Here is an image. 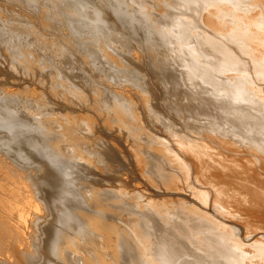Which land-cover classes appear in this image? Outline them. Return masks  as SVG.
Returning <instances> with one entry per match:
<instances>
[{
	"label": "bare ground",
	"instance_id": "1",
	"mask_svg": "<svg viewBox=\"0 0 264 264\" xmlns=\"http://www.w3.org/2000/svg\"><path fill=\"white\" fill-rule=\"evenodd\" d=\"M70 2L72 7L71 11L66 9L70 11L66 21L74 29L73 32L75 31V40L63 42L66 45L55 40L59 44H56L54 48L47 47L49 55L45 56L50 61L57 57L59 60L54 61L55 64L53 63L56 66L59 65L58 63H63L60 54L63 55V59L64 56L67 58L64 64L65 68L68 66L75 71L74 75L68 73V77L65 75L67 80L64 77L67 82L68 80L69 82L72 81L73 86L70 84L69 88L71 86L73 88H70V92L77 89V82L72 79L89 75L87 80L90 87H93L90 92L93 94L97 105L93 106L96 107L94 110L84 111L80 109V113H78L77 110L66 109L65 97L63 98L65 101H63V105L66 107L62 109L56 107L53 94H43L41 101L51 99L52 106L61 111L63 117L59 118V115L53 116L52 114V119L47 123L51 129L57 130L58 137L63 139L67 133H70V129H75L73 142L81 154H86L85 151H91L90 147L82 146L83 142L90 143L91 141L95 152L91 151L90 162L88 158L89 163L86 162L85 164L84 160H87L84 158L85 156L81 163L79 161L81 154L75 153V158L69 156L68 154H71L72 151L67 154L68 150L62 144L63 147L58 144L59 149L57 148V150L64 152L63 155L65 154V157L68 158L62 157L56 150L53 151L52 149L55 148L53 143H50L53 146L52 149L51 146H48L49 149H45L43 147L45 144L41 141L43 135L39 134L40 131L38 134L41 139L37 138L36 134L39 128L35 124L33 125L32 121L34 120L28 122L29 120L24 117L23 113V115H19L17 110H13V107L11 108L9 105L10 101L13 100L11 96L14 97L15 93L23 94V88L0 86V208L1 212L4 210L8 213L10 217L8 221H13L14 225L17 226V229L14 228V232H17L18 227L19 229L23 227L22 230L26 229L23 230L24 232L20 230L22 235L25 233L24 237L21 233L15 234L18 236L15 242L18 252L15 259L13 261L7 259V263L40 264L42 261V264H47L49 259L47 257V262H45L46 256L44 257V255L47 251L49 253L50 248L46 250L48 247L46 242H53L54 239V236L51 237L52 235L49 237L50 233L52 234L50 231L52 229L48 231V228H54L53 220L56 218L62 222L63 215L72 214L71 212L66 213L67 210H60L59 205L62 207L65 205L64 203L68 202L66 203L68 207L73 206L75 204L72 199L76 200L81 197V200L82 195L87 199L89 193L83 191L84 189L81 190L85 183L83 185L80 177L82 176L85 182L91 179L88 178V175L91 174V167H97L101 163L104 165V160L108 158L104 159L101 156L102 153L100 154L101 151H105L110 155V159H107L109 163L112 162V159L114 162L119 160V155L123 156L122 159H126L125 166H123L126 168V172L129 166L127 165V155L133 156V160H129V163L132 165L139 182L131 186L122 183L123 188L125 187L126 190L128 188L127 191L123 189L113 191V189L107 191L108 195L106 192V194L104 193L108 197L107 199L110 198V195L112 201L109 200L110 204L104 203L107 204L105 207L107 211L111 213L109 220H104L105 223L101 221L100 217V219L97 218L98 221L93 220L97 222L96 224L100 221L102 225L112 224L114 226L112 233L103 234L98 230L99 238L94 240L95 237L93 238L91 232L90 239L93 238L94 241V243L91 242L92 240L90 241L92 250L83 252L84 259L77 258L75 254H68L67 259L70 264H264V0H132L138 8L136 16L143 20L140 22L142 25L139 21L137 22L136 16L137 19L134 16L130 18V14H127V10L130 9L124 11L125 9H122L124 6L121 8L118 0H70ZM33 13L36 12L33 11ZM2 14L0 13V15ZM17 14L21 16V13ZM35 17L25 18L26 20L29 19L27 21L30 25L37 26L39 29L42 16L40 15L41 21ZM140 26L143 28L141 29ZM86 28H89V31L96 35H104L103 40L99 41L100 46L92 42L87 43L86 36L81 35V33H85L83 31H86ZM143 29L146 32H150L149 29H151L152 35L149 34V37L152 36L153 40L146 39L147 34L144 38L150 42L154 41V45H157L159 50H153L149 46L151 52L148 53L150 50L145 49V41H142L143 44L139 43L138 40L140 39L136 37V32L140 30L142 32ZM70 32L72 33V31ZM141 35L140 37H142ZM64 36L66 35L64 34ZM135 43L142 49H139L140 51L147 52V65H151L156 72L153 75L156 81L153 82L165 87L164 92L171 102L169 106L164 108V104L161 105L155 98L157 92L152 88V85L154 87L155 85L151 81L152 76L149 70L145 74H141L139 67L137 68L135 61L137 54H140L139 58L143 63L144 53L137 52L138 48L135 47ZM18 44L15 43V46ZM123 44L127 45L126 47H129L130 51H123ZM26 46H23L22 49L27 48ZM108 47L121 53L122 56L119 57V61H111L109 56L113 52H109L108 55V50L105 55L110 59L104 58L103 50L105 51ZM10 49L12 51V48ZM31 50L33 49L31 48ZM36 58L35 60H37ZM144 63L146 64V60ZM140 64L139 66H141ZM127 69L134 72L131 78L133 85L130 87L124 85L125 91V89L118 88V72L115 70L125 72ZM93 71L98 73L91 74L90 72ZM69 76H73V78L70 80ZM139 78L144 82H139ZM136 82L141 86L138 87ZM42 83L44 82L42 81ZM38 85L40 84L26 85L27 94L29 96L36 95L39 92ZM69 88L67 87V89ZM26 95L23 94V96ZM70 99L69 101H72ZM32 101L34 100L32 99ZM38 106L39 103L37 108ZM30 110H35V107ZM36 113L34 115H38ZM25 114L27 115L26 112ZM46 117L40 118V120H44ZM76 117L83 118L82 124L79 122L76 124H80L79 127H87L88 132L97 123L101 127L100 130H104V125H106L105 129L114 125L115 130L118 131V136L121 137L118 139L117 135L114 137L111 134L100 133L99 140H95L93 136V139H90L81 132L78 125L72 127L71 122ZM63 120L67 122H64L62 127L58 126L61 129H56V122ZM38 123H36L37 126ZM59 124L61 125V123ZM67 124L72 128H68ZM96 128L92 129L93 135H95ZM43 129L42 127L41 131ZM64 131L66 132L63 134ZM89 133L91 134V132ZM104 138L107 139L106 149L102 147ZM67 140L61 141L67 142ZM70 147L67 146L71 150ZM75 150H77L76 147ZM75 150L73 151L75 152ZM86 156L88 157V155ZM78 163L79 165L76 167ZM73 168H75V172ZM92 180L94 179L92 178L88 184L86 183L87 186ZM78 182L82 183L79 184L80 188ZM141 186L144 187V191L140 188ZM97 187V189H90L91 195L94 193V199H96H93L94 202L98 199L99 202L103 200L101 198L104 194H100V186ZM102 187L101 183L100 190ZM16 189H19L21 192L18 191L23 194L27 192L28 195L25 193L26 198L31 196L33 199L32 195L35 194L34 197L36 196L39 206L36 207L38 209L36 210L34 208L35 203L33 204L34 207L32 205L33 212L30 211L31 213H29L31 217L29 215L28 217L24 216L29 212L28 208L30 210L31 206L26 207V210L22 203H20L21 206L17 205L18 202L16 203L17 206L14 203L11 204L14 205V208H22L23 205V208L28 211L25 212L24 210L25 213L20 210L19 213L10 211L12 206L11 209L7 207L9 204L6 206L5 200H9ZM96 190L98 191L96 192ZM18 191H16L17 195ZM92 191L94 192L92 193ZM55 193L57 195L58 193L63 194V196L58 195V198ZM16 194L12 197L16 198ZM66 195L70 199L72 198L70 206V199L65 200ZM98 195H101V198ZM106 196H104L105 202L108 201ZM24 201L26 200L24 199L22 202ZM90 201L92 200L90 199ZM54 202H56V207ZM57 202L60 203L58 206ZM76 202L79 204V200ZM94 202H91V205ZM99 202L96 203L101 206L102 204ZM26 203L28 205V201ZM82 203L85 204L84 201ZM104 204L100 207L101 209ZM81 206L83 207V205ZM77 207H74L75 210ZM85 208L90 209V207ZM16 209L18 210V208ZM77 210L81 213L83 208ZM77 210L73 219L80 215ZM92 213L94 214V212ZM92 213L90 214L94 218ZM16 216L17 219H15ZM20 216L23 218L21 219ZM53 216H56L55 219ZM65 217L68 219V216ZM68 220L64 223L70 222V226L73 221L71 218ZM82 220L84 222L81 221V223H86L89 219H86V222L85 219ZM78 221L80 222V219ZM89 221L87 225L92 222ZM50 223L53 224L52 227L49 226L52 225ZM83 223L80 225L74 221L73 224L74 226L79 224L81 227L85 226ZM80 227H69L67 228L69 230L66 231V228L64 230L68 232L70 229H75L76 232ZM94 227L99 228L96 225ZM83 229L82 232L77 231L76 235L79 236L78 233L80 232L85 233V229ZM91 229L90 231H92ZM62 230L60 229L62 235L65 236L66 233ZM55 231L54 235L57 234ZM71 232H68L67 235H71L69 234ZM61 233L57 235H60L59 237L62 239ZM89 233L85 234L89 235ZM88 235L87 237H89ZM83 236V240L87 239L86 235ZM50 238L52 240H49ZM65 238L68 237L65 236ZM14 239L16 238L14 237ZM68 240L67 243L74 241ZM87 240L89 241V239ZM56 241L55 243H58L60 240ZM79 241H74L77 250L79 249L77 246ZM84 242L88 244L86 241ZM67 243L65 242L66 245ZM74 243H69V246L71 247V244L74 245ZM12 244L14 243L12 242ZM50 244L48 245L51 246ZM54 244L52 246L55 247ZM83 247L81 246V248ZM59 248L63 249V244L57 249ZM54 250L53 252H55ZM1 251L5 250L1 249ZM16 251L13 253L15 254ZM58 251L59 253L56 251L58 255L63 254L60 252L62 250L59 249ZM50 256L56 259L55 263L57 258L61 257L60 255V257L55 256V253ZM60 260H58L60 264H63V259L60 258ZM6 261L4 260L3 263ZM59 262L57 263L59 264ZM51 264L53 263L51 262Z\"/></svg>",
	"mask_w": 264,
	"mask_h": 264
},
{
	"label": "rangeland",
	"instance_id": "2",
	"mask_svg": "<svg viewBox=\"0 0 264 264\" xmlns=\"http://www.w3.org/2000/svg\"><path fill=\"white\" fill-rule=\"evenodd\" d=\"M42 1V2H41ZM50 1V2H49ZM119 1V3H120V5H121V8L124 6V8H122V9H125L124 11H126V9H130L132 12L134 11V8H135V13L133 12H131L130 10H127V14L130 16V18H133V16L135 17L136 16V12H137V5L135 4V3H133L132 2V0H118ZM125 2V3H123V2ZM130 1V2H129ZM128 4H127V3ZM152 2V1H151ZM131 3V4H130ZM124 4H127L126 6L124 5ZM135 6H134V5ZM70 5H72L71 4V2H70V0H48V2H47V0H0V13L2 14V15H0V82L2 83V85H1V83H0V86H5V87H13V88H17V87H22L23 89V94H27V92H26V89H25V86L26 85H36V84H40V85H38L39 86V92L36 94L37 95V97H35L36 95H34V96H29V94H27L26 96H23V94L22 93H15V95H14V97L13 96H11V98H13V100L12 101H10V103H9V105H10V107L12 108L13 107V110H17L16 112L19 114V115H25L24 117L26 118V119H28L27 121L28 122H31L32 120H34V121H32V123H33V125L35 124L36 125V127L37 128H41L40 130L38 129V132H37V138H39V139H41V136L43 135V140L41 139V141H43V144H45V146H43V144H42V146L45 148V149H49V147L51 146V144L50 143H53V146L55 147L54 149H52L53 148V146H51V149L53 150V151H57V153H59V154H61L62 155V157H65V154L63 155V153L62 152H60V151H58L57 150V148L59 149V145L58 144H62L63 146H65V148L68 150L67 151V154H68V152H70V151H72L71 152V154L69 153L68 155L69 156H72L73 158H75V153H77V154H81V152H80V150H78V147L77 146H75L74 145V142H73V140H74V137H75V133H74V131H75V129L74 130H72V129H70V133H67L66 134V136L63 138V139H61L62 137H58L57 135V130L56 131H54L53 129H51V127L50 126H48V122H50V120L52 119V117L54 116V115H56V116H58L59 118H61V117H63V116H61L62 114H61V111H59L57 108H55V107H53L52 106V100L51 99H48V100H44V101H41L42 100V98H43V94H46V93H50V94H53L54 95V99H55V102H56V107H59V108H64V107H66L67 106V110L68 109H71V110H77V111H79L80 109H83L84 111H89V110H94L96 107H93V106H96L97 104L95 103V101H94V98H93V94H91V89L93 88V87H90V85H89V83H88V78H89V75H86L85 77H81V78H75V79H72V80H74L75 82H77L76 83V90H79V91H76V90H74V92L72 91V92H70L71 91V87L73 86V84H72V81L71 82H69V80H68V82L66 81L67 80V77H68V75H67V73L69 74V75H74L75 73V71H73V69L71 68V67H68L67 66V68H65V62H66V60H67V58L64 56V59H63V55H61L60 54V56L62 57V61H63V63L61 64V63H58L59 65H54L55 63H54V61L56 62V61H58L59 59L56 57V58H53V60L51 59V61L48 59L47 60V58H46V56L45 55H49L48 53V48L49 47H56V44H59L60 42H62L61 44L63 45L64 43L63 42H65V41H69V42H73L74 40H75V31L73 32V28L71 27V25L68 23V21H66L67 20V17H68V15H69V13L68 12H70L71 11V7L72 6H70ZM128 6H130V7H128ZM21 8V9H20ZM70 8V9H69ZM132 8V9H131ZM31 9V10H30ZM70 10V11H67V10ZM34 12H36V13H33V11ZM66 10V11H65ZM4 11V12H3ZM21 11V12H20ZM26 11V12H25ZM129 11V12H128ZM30 14H29V13ZM17 13H21V16H20V14H17ZM28 13V14H27ZM64 13H66L67 15H65ZM17 14V15H16ZM27 14V15H26ZM33 14H34V16H36L35 18H37L38 17V20L39 21H41L40 19H41V17H40V15L42 16V22L39 24V29H37V26L35 27V26H32V25H30V23L27 21V20H29L28 18H30V16L31 17H34L33 16ZM134 14V15H133ZM14 15V16H13ZM132 15V16H131ZM66 18H65V17ZM25 17H28L27 18V20H26V18ZM137 17V16H136ZM135 17V19H137ZM25 18V19H24ZM63 18H65L64 20H63ZM139 19V20H138ZM137 19V22L139 21V23L141 22V18H138ZM19 21V22H18ZM143 21V20H142ZM15 23V24H14ZM68 23V24H67ZM141 24V23H140ZM41 25V26H40ZM142 25V24H141ZM66 26H68V27H66ZM140 28L142 29L143 27H141L140 26ZM3 29V30H2ZM37 29V30H36ZM39 30V31H38ZM67 30H69V31H67ZM86 31H83V33L84 34H82L81 33V35H84V36H86V40H87V43H90V42H92V43H95L97 46H100L101 44H100V42L99 41H102L103 40V38H104V35L103 34H100V35H96V34H94V32H90L89 31V28L87 29H85ZM150 30V32H151V29H149ZM149 30H147V31H149ZM70 31H72V33L70 32ZM4 32V33H3ZM70 32V33H69ZM146 30L144 31V29H143V31L141 32V30L140 31H138V32H136L137 33V35H136V37L138 38V39H140V40H138L139 41V43L140 44H143V42H144V44H145V49L147 50V48H148V50H150V51H148V53H150L151 52V48H153V50H159L160 48H158V47H156L154 44H155V42L153 41V42H150V41H148L149 40V38H150V40L153 38L152 36V38L151 37H149L150 35H152V33H150V32H146ZM63 33V34H62ZM138 33H140V35L143 33V35H141L142 37H140V35H138ZM145 33V34H144ZM54 34V35H53ZM64 34L66 35V36H64ZM146 34H147V36H146ZM150 34V35H149ZM153 35H154V33H153ZM57 36H59V37H57ZM63 37V39H64V41H63V39H62V37ZM146 36V37H145ZM53 37V38H52ZM64 37H66V38H64ZM81 37H83V36H81ZM147 39L148 38V40H146L145 38ZM55 38V39H54ZM61 38V39H60ZM68 38V39H67ZM74 39V40H73ZM57 42H59V43H57ZM153 40V39H152ZM151 40V41H152ZM8 41H11V42H9L8 43ZM23 41V42H22ZM29 41V42H28ZM143 41V42H142ZM25 42V43H24ZM26 42H28V43H26ZM12 43H13V45H12ZM15 43L17 44V43H19L18 45L20 46H18V45H16L18 48H19V50H18V48L15 46ZM22 43H24L23 45H22ZM30 43V45H28ZM149 43V44H148ZM11 46H14V47H11ZM33 44V45H32ZM151 44V45H150ZM154 46H153V45ZM22 45V46H21ZM25 45H27L26 47L27 48H24V49H22L23 48V46L25 47ZM64 45H66V44H64ZM124 45V44H123ZM122 45V50L123 51H130V48L129 47H126L125 45L123 46ZM148 47H147V46ZM10 46V47H9ZM36 46V47H35ZM144 46V45H143ZM151 48H150V47ZM7 47H8V51H7ZM29 47H30V49H29ZM48 47V48H47ZM135 47L136 48H138L137 49V52L138 53H140V52H143V51H140V50H142L141 48H140V46L137 44V43H135ZM10 48H12V51H11V49ZM14 48V49H13ZM31 48L34 50V52L35 51H37V52H33V50H31ZM38 49V50H35V49ZM41 48V49H40ZM79 48V47H78ZM150 48V49H149ZM23 50V51H21V50ZM26 49V50H25ZM46 49V50H45ZM112 49V50H111ZM113 49L114 48H111V47H108L105 51L103 50V52L104 53H102V55L104 56V58L106 59V60H109L110 58V60L112 61V60H117V61H119V57L120 56H122L121 55V53L118 51V50H115L114 49V51H113ZM140 49V50H139ZM9 50H10V52H9ZM15 52H14V51ZM41 50V51H40ZM43 50V51H42ZM79 50H81V49H79ZM107 50H108V52H107ZM121 50V51H122ZM139 50V51H138ZM21 51V52H20ZM25 51V52H24ZM39 51V52H38ZM72 51V50H71ZM113 53H112V52ZM13 52V54H10V53H12ZM32 52V53H31ZM41 52V53H40ZM44 52V53H43ZM106 52H107V54L109 53V52H111L112 54V56L110 55L109 57L108 56H106L105 54H106ZM9 53V54H8ZM15 53V54H14ZM34 53V54H33ZM45 53H47V54H45ZM144 53V61H143V63H142V61H141V59L139 58L140 57V54H137V60L135 59V61L137 62V68L139 67V69H140V73L141 74H145L146 73V71L147 70H149V72H150V75L152 76V82L153 81H156V80H154L155 78H153V75H154V73H156L155 71H154V69L151 67V65H147V56H146V53L147 52H143ZM23 56H22V55ZM30 54V55H29ZM36 54V55H35ZM53 54V53H52ZM110 54V53H109ZM108 54V55H109ZM118 55V56H115V55ZM17 55V57H15ZM41 55V56H40ZM23 58H22V57ZM31 56V57H30ZM44 56V60L42 59V57ZM115 56V57H114ZM5 57V58H4ZM36 57H38V58H36ZM108 57V58H107ZM17 58V59H16ZM34 58V59H33ZM35 58L37 59V60H35ZM40 58V59H39ZM113 58V59H112ZM138 58H139V61H138ZM31 59V60H30ZM11 60V61H10ZM24 60V61H23ZM29 60V61H28ZM35 60V61H34ZM46 60V61H45ZM145 60H146V64L144 63L145 62ZM46 62V63H45ZM50 62V63H49ZM51 62H52V65H51ZM34 63V64H33ZM48 63V64H47ZM54 63V64H53ZM140 63H142V64H140ZM27 64V65H26ZM38 64V65H37ZM82 64V63H81ZM139 64L141 65V66H139ZM40 65V66H39ZM51 65V66H50ZM64 65V66H63ZM147 65V66H146ZM62 66V68H60ZM14 67V68H13ZM32 67H33V69H32ZM39 67V68H38ZM141 67V68H140ZM143 67V68H142ZM144 67H147V68H144ZM66 70H68V71H66ZM71 68V69H70ZM149 68V69H148ZM13 69V70H12ZM15 69V70H14ZM63 69V70H62ZM145 69V70H144ZM20 70V71H19ZM141 70H143V71H141ZM25 71V72H24ZM56 72V73H55ZM73 72V73H72ZM115 72H118L117 73V83H118V85H119V87L118 88H120V89H122V90H124L126 87H130V86H132L133 85V79H131L132 78V74L134 73L133 71H131V70H126L125 72L124 71H117V70H115ZM52 73V74H51ZM62 73V74H61ZM91 74L93 73V74H95V73H98V72H96V71H93V72H90ZM22 74V75H21ZM24 75V76H23ZM55 75V76H54ZM65 75H67V77L65 76ZM104 75H106L105 73H104ZM40 79H39V78ZM64 77H65V79L66 80H64ZM71 78H73V76L72 77H70L69 76V79L71 80ZM41 79H43L42 81L44 82V83H42V81H41ZM100 79V78H99ZM9 80V81H8ZM50 81V82H49ZM57 81V82H56ZM65 81V82H64ZM73 81V82H74ZM143 80H140V78H139V82H141V83H143L142 82ZM7 82V83H6ZM11 82V83H10ZM24 82V83H23ZM58 82H59V84H58ZM4 83V84H3ZM63 83V84H62ZM154 83V82H153ZM26 84V85H25ZM44 84V85H43ZM54 84V85H53ZM70 84L72 85L70 88H69V86H70ZM135 84H138V87H140L141 85L139 84V83H135ZM7 85V86H6ZM43 85V86H42ZM66 85V86H65ZM121 85V86H120ZM126 87H125V86ZM154 85H155V87L152 85V88L153 89H155L156 90V92H157V95H156V97L155 98H157V100H158V102L159 103H161V105H163L164 104V108L166 107V106H169V104L171 103L170 101H169V98L168 97H166V94H165V87H163V86H161V85H159V84H157L156 82L154 83ZM17 86V87H16ZM48 86V87H47ZM54 88H53V87ZM137 86V85H136ZM67 87L69 88V89H67ZM123 87V88H122ZM134 87V86H133ZM132 87V88H133ZM42 88V89H41ZM48 88V89H47ZM51 90H50V89ZM53 88V89H52ZM56 88V89H55ZM73 88V87H72ZM46 89V90H45ZM54 89L55 90H57V94H56V91H54ZM45 90V91H44ZM69 90V91H68ZM76 91V92H75ZM125 91H126V89H125ZM163 91V92H162ZM43 92V93H42ZM90 92V93H89ZM41 93V94H40ZM55 93V94H54ZM60 93V94H59ZM22 94V95H21ZM60 95V98H64L65 97V99H66V102L64 101V99L62 100V99H60V98H58V96ZM61 95H62V97H61ZM41 96H42V98H41ZM83 96H84V98H83ZM90 96V97H89ZM57 97V98H56ZM34 100V101H32V99ZM37 98V100H35ZM39 98V99H38ZM71 98V99H70ZM29 99V100H28ZM31 99V100H30ZM68 99V100H67ZM69 99L70 100H72V101H69ZM20 100V101H19ZM60 100V101H59ZM93 100V101H92ZM32 102V103H30V102ZM35 101H38V102H35ZM48 101V102H47ZM50 101V102H49ZM66 103V104H64V102ZM68 101V102H67ZM16 102V103H15ZM34 102V103H33ZM27 103V104H26ZM38 103H39V106H38V108H37V105H38ZM49 104V105H47V104ZM58 103V104H57ZM36 105V106H33V105ZM41 104V105H40ZM51 104V105H50ZM66 105V106H64V105ZM31 107H29V106ZM59 105H61V106H59ZM71 107H70V106ZM28 106V107H27ZM46 108H44V107ZM47 106H48V108H47ZM73 106V107H72ZM15 107V108H14ZM23 107V108H22ZM26 107H27V109H26ZM34 107H35V110H30V109H34ZM39 107H42V108H39ZM36 109H38L37 111V113L35 112L36 111ZM39 109H41V110H39ZM44 109V110H43ZM50 111V113H49V111ZM22 110V111H21ZM42 110H43V113H42ZM52 110V111H51ZM27 113V115H29L28 117H27V115L25 114V112ZM31 111H33V112H31ZM41 111V112H40ZM70 111V110H69ZM20 112V113H19ZM29 112V113H28ZM45 112V113H44ZM53 112V113H52ZM58 112H60V113H58ZM23 113V114H22ZM31 113H33V114H31ZM38 114V115H34V114ZM41 113V114H40ZM48 113V114H47ZM78 113H80V111L78 112ZM40 114V115H39ZM42 114H44V116H42ZM52 114H53V116H52ZM39 116V117H38ZM47 116V117H46ZM51 116V117H50ZM44 117H46V119H44V120H40V118L42 119V118H44ZM30 118V119H29ZM35 118H36V120H35ZM39 118V119H38ZM25 119V120H26ZM75 119V120H74ZM77 119V120H76ZM39 120V121H38ZM46 120V121H45ZM40 121H42V122H40ZM73 122H71V125H72V127L75 125V127H77L76 125H78V123L76 124V122H79V123H81V122H83V118H81V117H76V118H73V120H72ZM39 122V123H38ZM44 122H46L45 124L47 125V127L45 128V124H44ZM64 122H67L66 120L64 121H57L56 122V129H61V128H58V126L59 127H62V124L64 125ZM36 123H38V126H37V124ZM42 125H41V124ZM59 123H61V125L59 124ZM82 124V123H81ZM98 124V123H97ZM96 124V126H97V128H96V126H94L96 129H95V135H93L92 134V129L94 128H91V130H89V132H91V134L87 131V127H79V125H78V128L81 130V132L84 134V135H86V136H88L90 139H93V137H94V139L95 140H99V135H101V134H103V133H105V134H111V135H113L114 137H115V135H117L118 136V131L117 130H115L116 128H115V126L114 125H111V126H113L112 128H111V126H108V127H106V129H105V126L106 125H104V130H100L101 129V127L100 126H98ZM44 125V126H43ZM67 126H68V128L70 127V128H72L71 126H69V124H67ZM81 126V125H80ZM42 127L44 128L43 129V131H41L42 130ZM98 127H100V128H98ZM50 128V129H49ZM110 128V129H109ZM110 130V132H109V130ZM112 129V130H111ZM48 130V132H46ZM50 130V131H49ZM108 130V131H107ZM37 131V130H36ZM39 131H40V133H39ZM54 131V132H53ZM102 131V132H101ZM112 131V132H111ZM43 134H42V133ZM49 132H52V133H49ZM66 131H64V132H62L63 134L65 133ZM107 132H109V133H107ZM41 135H39V134ZM48 133H49V135H48ZM87 133V134H86ZM101 133V134H100ZM114 133V134H113ZM52 134V135H51ZM55 134V136H53ZM68 134H69V136H68ZM73 134H74V136H73ZM98 134V135H97ZM47 135V137H45ZM39 136V137H38ZM50 136H52V137H50ZM93 136V137H92ZM45 137V138H44ZM49 137V138H48ZM69 137V138H68ZM121 136L119 135L117 138L119 139ZM48 138V139H47ZM55 138V139H54ZM58 140H57V139ZM52 139V140H51ZM68 139V140H67ZM81 139V138H80ZM83 140H85L84 138H82ZM117 139V140H118ZM44 140H45V142L47 141V143H45L44 142ZM54 140V141H53ZM57 140V141H56ZM61 140H64V141H66L67 140V142H62ZM50 141V142H49ZM58 141H60L59 143H57ZM106 141H107V139L106 138H104V145L102 146L103 147V149H106ZM49 142V143H48ZM57 143V145H56V143ZM72 143V144H71ZM90 143H91V145H90ZM90 143L89 142H87V143H85V142H83V145L82 146H86V148H88V147H90L91 148V151L92 152H95V151H93L94 149H93V143L90 141ZM69 144V145H68ZM87 144V145H86ZM61 145V146H62ZM90 145V146H89ZM49 146V147H48ZM57 146V147H56ZM62 146V147H63ZM67 146L68 147H70V146H72V147H70L71 148V150L69 149V148H67ZM84 146V147H85ZM75 147H76V149L77 150H75ZM65 148H64V151H66L65 150ZM50 149V150H51ZM73 150H75V152L73 151ZM78 151V152H77ZM91 151H85V153L86 154H81L80 155V157H79V161L82 163L83 162V160L82 159H87V160H84V163L86 164V162L87 163H89L90 162V157H91ZM102 153V154H101ZM100 154H101V156H102V158H104V159H106L107 157L110 159V155H108V153L107 152H105V151H101L100 152ZM110 154V153H109ZM86 155H88V157L86 156ZM90 155V156H89ZM85 156V157H84ZM128 156V161H127V165H129L128 167H127V172L125 171V169L126 168H124L123 166H125V163H126V159L125 160H123L122 159V157H121V155H119V160L117 159V161L116 162H114V159H112V162L110 161V163L108 162V158L106 159V160H104V165L101 163V164H99L98 166L97 165H95V166H97V167H91L92 169L90 170L91 171V174H93V175H91V174H89L88 175V178H93L94 180H92L91 181V183L87 186V184L89 183V181L91 180H86L87 182H85L83 179H82V176L80 177L81 178V181H82V183H83V185H84V183H85V185L84 186H82L81 188V190H83V191H85V192H87V193H89L90 195H91V192H90V189L91 190H93L94 188H98L97 186H100L101 187V183H102V189L100 190V187H99V191H101L100 192V194L101 193H107V195H108V192L107 191H110V190H113V191H115V190H125V191H127L128 190V188H127V190H126V188L124 187L123 188V184L122 183H125L124 185H126V184H128V185H135V184H137L139 181H138V178H137V176H136V174L134 173V169L132 168V165L129 163V160H133V156L131 157H129V155H127ZM84 157V158H83ZM65 158H68V157H65ZM88 158H89V162H88ZM106 161V162H105ZM119 162V163H118ZM83 163V164H84ZM106 163V164H105ZM124 163V164H123ZM74 164H76V163H74ZM79 165V163L76 165V167ZM88 165V164H87ZM122 167H121V166ZM130 165H131V168H130ZM101 166V167H100ZM106 166H108V167H106ZM103 167V168H102ZM104 167H106V168H109V169H106V168H104ZM101 169L102 171H100L99 169ZM96 169H98V170H96ZM105 169V170H104ZM73 170H74V172H75V168H73ZM104 170V171H103ZM102 172V173H101ZM132 173V174H131ZM92 177H91V176ZM97 175V177H95ZM100 175V176H99ZM79 178V179H80ZM101 178H103V179H101ZM99 179V180H98ZM134 179H135V182H134ZM104 180V181H103ZM114 180V181H113ZM127 180V181H126ZM132 180V181H131ZM95 181H96V183H95ZM97 181H98V183H97ZM102 181V182H101ZM122 181V182H121ZM101 182V183H100ZM81 182H78L77 184L79 185H81L82 184ZM87 183V184H86ZM93 183H94V185H95V187H93L94 185H93ZM135 183V184H134ZM80 185H79V188H80ZM92 185V186H91ZM105 186V187H104ZM87 187V188H86ZM89 187H91V188H89ZM113 187H115V188H117V189H115V188H113ZM89 188V192L87 191V189ZM93 188V189H92ZM107 189L108 188V190H105V189ZM110 188V189H109ZM121 188V189H120ZM143 191H144V187L143 186H141L140 187ZM19 189H16V191H18ZM105 190V191H104ZM16 191H13V194H12V196H14L15 194H16ZM20 191V190H19ZM18 191V192H19ZM98 190H96V192H97ZM104 191V192H103ZM15 192V193H14ZM17 192V193H18ZM21 192V191H20ZM19 192V193H20ZM24 192V191H23ZM94 191H92V193H93ZM18 193V195L16 196V198L14 197H10V199L9 200H11V201H9V200H5L6 201V206L9 208V209H11L12 208V210H10V211H14V212H16V213H19L20 211H22L23 213H25V212H28V213H26L24 216H27L28 217V215H29V217H31V215L29 214V213H31V212H33V210L31 209V208H33L34 207V205H35V209L36 210H38L37 208V206H39V205H37L38 204V202H37V200H36V196L34 197V193H33V199H31V196L30 197H25V196H27L28 195V193L27 192H25L27 195H25V193L23 194V193H20L19 194ZM105 193V194H106ZM56 195H57V193H55ZM89 194H87V199H86V197H84L83 195H82V197L83 198H85L86 200H88V201H86L85 199H81V200H83L84 201V203H85V201H86V203L85 204H87L86 206H85V204H81V202H83V201H81L80 200V198L81 197H79L78 199H76L77 201L79 200V204H76L77 202H76V200L75 199H72V201H73V203L75 204V205H73L74 207H77L78 205H79V207H77L76 208V210L77 209H81L82 210V208H83V210H82V212L84 213V216L82 217V215H83V213L81 212L80 213V211L78 212V210H77V213L78 214H80V215H77L76 217H75V219H73L74 217H73V215H75V212H76V210H75V208L71 205V203H72V201H71V199L69 198V197H67V195L65 196L66 198H65V200L67 199H70L69 200V202H70V204H69V206L70 207H68V205H66V203H68V202H66V203H64L65 205H63L62 203V205L64 206H62V207H60V203L59 202H57L58 204H57V206L59 205V209L61 210V209H63V210H67L66 211V213H69V212H71L72 214H65V212H64V214H65V216H68V219H72V221H73V223H74V221H75V223L76 222H78L80 225L84 222L82 219H85V222H86V219L88 220H90V221H92L91 223H90V225H91V228H90V225H89V223H88V225H87V222L89 221H87L86 223H83V224H85V226H81L80 227V225L78 224V226H74V224L71 222V225L69 226V223L70 222H67V223H64L65 221H67L68 219H67V217H65L64 215H63V217L61 218V221L62 222H60V221H58L57 220V218L55 219L54 217H56V216H53V218L55 219V220H53L54 221V228L52 227L53 226V224L52 223H50V224H52V225H49V226H51L52 228H48V231L50 230V229H52V230H50L51 232H52V234L50 233V232H48V233H50V235H49V237L51 236V237H53L54 239H55V237H56V239L54 240L53 239V242L55 243V241L56 242H58L59 240V244H61V245H59L58 243H53L52 241H48V243L46 242V244H47V249L46 250H48L49 248V253H45V255H44V257H45V262H47V257H48V259H49V264H51V262L53 263V264H58L57 262H59V261H61L60 260V258H62L63 259V264H70V262L68 261V259H67V255L69 254V255H76V257L77 258H80V259H84V251H90V250H92V246H90V245H92V243L90 244V241L95 237V239L94 240H96L97 238H99V236H98V234H99V232L100 233H103V234H105L106 232H108V233H112V230H113V225L112 224H110V223H107L106 225L104 224V225H102V223H101V221L103 222L104 220L106 221V220H109V216L111 215V213L109 212V211H107V208H105L106 207V205L107 204H110V201H111V196L109 195V199H107L108 197L104 194H102L103 196H102V198L100 197L101 195H98L101 199H103V200H100V202H101V204L103 205L104 203H107V204H104V206L102 207V209L100 208L101 206L98 204V203H96V202H99V199L97 200V201H95L94 202V200H96V199H94V193L90 196ZM23 195V196H22ZM58 195L60 196L61 194H59L58 193ZM57 195V197L59 198V196ZM89 195V196H88ZM21 197V199H20V197ZM61 196H63V194L61 195ZM104 196H106V199L108 200L107 202H105V198H104ZM17 197H18V199H17ZM88 197H90V198H88ZM93 197V198H92ZM26 200V201H24V202H22L24 199ZM63 198V197H62ZM16 199V200H15ZM36 200V202H35V200ZM64 199V198H63ZM62 199V200H63ZM90 199L92 200V201H90ZM94 199V200H93ZM15 202H14V201ZM31 200H32V202H31ZM34 200V201H33ZM75 200V201H74ZM110 200V201H109ZM10 203H9V202ZM21 201V202H20ZM28 201V205H27V202ZM81 201V202H80ZM103 201V202H102ZM18 202V203H17ZM91 202H94L92 205H91ZM99 202V203H100ZM109 202V203H108ZM112 202V201H111ZM14 203V205H16V203H17V205H20V203H22L24 206H25V209L27 210V208L26 207H30V210H29V208H28V211H26L23 207V205H22V208H23V210H21L22 208H20V207H16V208H18V210L16 209V208H14V205L12 206L11 204H13ZM30 203V204H29ZM32 203V204H31ZM35 203V204H34ZM5 204H2V205H5ZM34 204V205H33ZM32 205H33V207H32ZM54 205H55V207H56V202H54ZM81 205H83V207L81 206ZM90 205V206H89ZM12 206V207H11ZM21 206V205H20ZM68 207V208H65V207ZM94 208H92V207ZM1 207V206H0ZM11 207V208H10ZM37 207V208H36ZM85 207H90V209L92 208V210H90L89 208V210L88 209H86ZM97 207H99L100 209H98ZM71 208V209H70ZM72 208H74V209H72ZM104 208V209H103ZM3 209V208H2ZM8 209V210H9ZM14 209V210H13ZM16 209V210H15ZM68 209H70V211H68ZM98 209V210H97ZM20 210V211H19ZM24 210H25V212H24ZM35 210V211H36ZM59 210V211H60ZM74 210V211H73ZM85 210H87V211H85ZM3 212H1V208H0V225L1 224H5V226H3V225H1L0 226V234L2 235H0V259H2L1 261H0V264H2L3 263V261L5 260H7V259H11L10 261H13L14 259H15V256H16V254H17V252H18V250L16 251V249H18V248H16V240H17V238H18V234H20L21 233V235H22V232L21 231H23L21 228H23V227H20V229H19V227H18V230H17V232H14L15 231V229L14 228H16L17 226H15L14 225V222L13 221H8L9 220V215H8V213L6 212V211H4V210H2ZM31 211V212H30ZM34 211V212H35ZM6 212V213H5ZM73 212H74V214H73ZM92 213V212H94V214H93V217L94 218H92V215L90 214V213ZM2 213V214H1ZM76 213V214H77ZM57 215V214H56ZM69 215H70V217H69ZM72 215V216H71ZM4 216V217H3ZM8 216V217H7ZM79 216H81L80 218H79ZM95 216H96V218H95ZM2 217H3V219H2ZM6 217V218H5ZM12 217V216H11ZM21 217V216H20ZM26 217V218H27ZM101 218V221H100V223H98V224H96L97 222H95V221H98L97 220V218L98 219H100ZM18 217L16 216L15 217V219H17ZM23 218V216L21 217V219ZM63 218H66V219H63ZM80 219V222L78 221L79 219ZM82 218V219H81ZM92 218V219H91ZM108 218V219H107ZM63 219V220H62ZM77 219V220H76ZM95 221H94V220ZM103 219V220H102ZM3 220V221H2ZM7 220V221H6ZM52 221V222H53ZM57 221V222H56ZM68 221H70V220H68ZM81 221H83L82 223H81ZM89 221V222H90ZM94 221V222H93ZM3 222V223H2ZM5 222V223H4ZM7 222V223H6ZM9 222V223H8ZM63 223L64 224V226H63V224H60V223ZM108 222V221H107ZM13 225H11V224ZM57 223V224H56ZM103 223H105V222H103ZM66 224V225H65ZM67 224H68V227H67ZM96 225V227H99L100 225V227L99 228H95L94 226ZM100 224V225H99ZM9 225V226H8ZM59 225V226H58ZM99 225V226H98ZM15 226V227H14ZM59 228H58V227ZM87 226V227H86ZM5 227H7L6 229H5ZM69 228V227H74V228H78V227H80L78 230H76V232L74 231V230H71L70 229V231H72L71 233H69V234H71L72 235V233H74L75 232V234H73L72 235V237H74V238H72L71 237V235H67L68 234V232H70V231H68V232H66L67 230H69V229H67V228ZM82 227H85L84 229L82 228ZM89 227V228H88ZM105 227H107L108 229H110V230H108V229H106ZM13 228V229H12ZM59 230H58V229ZM64 228H66V231L64 230ZM85 231V233H87V232H90L89 233V235L88 234H85V233H81L82 231V229ZM89 230H88V229ZM7 231L8 229H9V231H7V234H6V231ZM13 231H12V230ZM17 229V228H16ZM54 229V230H53ZM60 229H63L62 231H64L65 233H66V235L65 236H67L68 238H65V236H64V234L62 235V233H61V231H60ZM81 229V230H80ZM90 229L92 230V231H90ZM94 229H97V230H94ZM21 230V231H20ZM26 230V229H25ZM24 230V231H25ZM57 232H56V231ZM81 231L80 233H78L79 234V236H77L76 235V233H77V231ZM86 230H87V232H86ZM98 230H99V232H98ZM4 231H5V233H4ZM20 231V232H19ZM23 231V232H24ZM54 231H55V233H57V234H60L61 233V236H62V239H63V241H62V239H61V237H59L60 235H57V234H55L54 235ZM60 231V232H59ZM83 231V232H84ZM94 231V232H93ZM98 232V233H95V232ZM3 232V233H2ZM59 232V233H58ZM91 232H92V236H93V238L92 239H90V234H91ZM9 233V234H8ZM12 233V234H11ZM17 233V235H15ZM94 233V234H93ZM24 234L25 233H23V235H22V237H24ZM86 235L85 237H87V235L89 236V237H87V239H89V241L85 238V240H83L84 239V236L83 235ZM97 234V236H94V235H96ZM6 236V237H4V236ZM75 235V236H74ZM82 235V237H80ZM100 235V234H99ZM11 238H10V237ZM17 236V237H16ZM14 237L16 238V239H14ZM71 237V238H70ZM76 237V238H75ZM78 237V238H77ZM1 238H2V240H1ZM13 238V239H12ZM58 238V239H57ZM80 238V239H79ZM83 238V239H82ZM4 239V240H3ZM5 239H7V240H5ZM67 239V240H66ZM68 239H70V241L71 240H74L75 242H78V240H80L79 241V243L77 244V246H78V250H77V248H76V243H74V241H71L72 243H74V245L73 244H71V247L69 246L70 244L69 243H71V242H69V243H67L69 240ZM10 240H11V243H10ZM49 240H52V238H50ZM64 240H66V241H64ZM77 240V241H76ZM83 240V241H82ZM3 241H4V243H3ZM6 241V242H5ZM7 241H8V243H7ZM84 241H86L88 244H85V242ZM12 242L14 243V244H12ZM49 242H51L52 244H50ZM62 242H64V243H62ZM65 242L67 243V245L65 244ZM83 242H84V244H83ZM91 242H93L94 243V241L92 240ZM48 244H50L51 246H49ZM55 245V247L57 246V244H58V246L55 248L54 246H52V245ZM62 244H63V249H61V248H59L60 250H62V251H60V252H63V254L62 253H60L59 255L61 256H59L57 253H56V251L59 253V249H57L58 247H62ZM5 245V246H4ZM7 245V246H6ZM65 245H66V247H65ZM74 247H73V246ZM4 247V249H3V247ZM13 246V247H12ZM80 246V247H79ZM81 246H84L83 248H81ZM88 246V247H87ZM11 247V248H10ZM51 247H52V249L55 251V252H53V250L51 249ZM70 247V248H69ZM91 247V248H90ZM7 248H9L8 250H7ZM76 248V249H75ZM81 248V249H80ZM87 248V249H86ZM1 249L2 250H5V251H1ZM11 249H12V251H11ZM66 249V250H65ZM83 249V250H82ZM90 249V250H89ZM14 250V251H13ZM52 250V251H51ZM7 251H8V253L10 252V254H8L7 253ZM16 251V253L14 254L13 252H15ZM52 253H51V252ZM6 252V253H5ZM53 253H55V256L57 255V257H60L59 259L57 258V261H56V263H55V260L56 259H53V256H50V255H52ZM6 254V255H5ZM63 255V257H62V255ZM9 255V256H8ZM11 255V256H10ZM5 258L4 260H3V258ZM6 256V257H5ZM8 256V257H7ZM14 256V257H13ZM10 257V258H9ZM12 257V258H11ZM50 257H52V258H50ZM55 258V257H54ZM50 260H53V261H50ZM59 260V261H58ZM64 260H65V262H64ZM9 261V260H8ZM2 262V263H1ZM48 262H47V264H48ZM67 262V263H66ZM3 264H10V263H7V261H6V263L4 262ZM40 264H42V261H41V263ZM45 264V263H44ZM59 264H60V262H59Z\"/></svg>",
	"mask_w": 264,
	"mask_h": 264
}]
</instances>
